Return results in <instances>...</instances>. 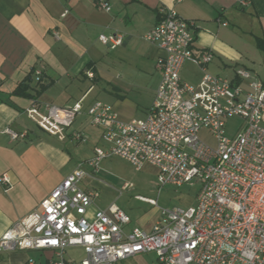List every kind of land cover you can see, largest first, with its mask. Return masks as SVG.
I'll list each match as a JSON object with an SVG mask.
<instances>
[{"label":"built area","instance_id":"built-area-1","mask_svg":"<svg viewBox=\"0 0 264 264\" xmlns=\"http://www.w3.org/2000/svg\"><path fill=\"white\" fill-rule=\"evenodd\" d=\"M98 6L111 10L104 2ZM67 14L65 10L61 17ZM159 16L142 37L160 52L156 61L160 80L145 117L125 122L113 107L93 103L86 116L90 126L102 130L106 148H94L92 157L40 203V211L0 236V255L50 250L55 254L52 264H119L150 253L157 264H264V86L244 69H237L235 77L245 87L208 74L213 55L193 53V23L173 10H161ZM54 37L58 38L56 33ZM123 39L121 34L98 37L111 50L121 46ZM185 63L200 70L198 84L182 81ZM34 75L41 80V71ZM86 77L93 80L94 75L87 72ZM81 113L80 103L67 108L34 104L26 111L41 130L61 142ZM230 118L242 122L233 138L226 136ZM202 131L215 140L214 149L200 139ZM3 133L12 141L26 137L9 129ZM72 139L86 142L79 133H73ZM113 157L135 171L151 165L160 186L180 187L198 180L194 205L162 212L149 232H125L130 219L115 205L97 210L88 220L86 213L98 194L79 188L88 175L84 166L97 172L103 160ZM0 185L5 191L11 188L6 175L0 177ZM137 199L156 205L154 200ZM69 248H80L83 259L66 261Z\"/></svg>","mask_w":264,"mask_h":264},{"label":"crops","instance_id":"crops-1","mask_svg":"<svg viewBox=\"0 0 264 264\" xmlns=\"http://www.w3.org/2000/svg\"><path fill=\"white\" fill-rule=\"evenodd\" d=\"M98 2L107 3L110 12L100 8ZM65 10L68 14L62 18ZM161 10H173L193 23V53L213 55L206 67L208 74L245 87L235 77L237 69H244L264 86V0H0V177L6 175L11 182L8 191L0 185V236L33 211H40V203L79 164L92 157L94 148H106L102 130L90 126L86 116L87 109L99 102L91 96L88 83L97 79L99 64L109 55V48L98 40L100 35L123 36L122 45L109 50L120 56L124 78L152 83L150 108L160 80L156 70L160 52L142 37L157 24ZM35 71H41L40 81H36ZM87 72L93 73V80L86 77ZM201 76L190 63H185L180 72L182 81L190 85L198 84ZM29 79V96L15 95L16 88ZM113 101L103 104L113 107L122 121L146 115L134 119L132 111L124 107V97L117 96ZM76 103L82 105V113L62 142L26 115L34 104L67 108ZM4 129L26 137L12 141ZM73 133L82 134L90 147L80 150L77 145L81 143L72 139ZM71 148L79 154L86 150L89 155L84 161H74ZM95 201L86 213L88 220L97 210L107 209ZM160 217L141 228L131 227L130 220L124 230L149 232ZM83 257L80 248H69L64 254L66 261L74 263ZM54 260L50 250L0 255V264H52ZM119 264L157 261L150 253Z\"/></svg>","mask_w":264,"mask_h":264},{"label":"rangeland","instance_id":"rangeland-1","mask_svg":"<svg viewBox=\"0 0 264 264\" xmlns=\"http://www.w3.org/2000/svg\"><path fill=\"white\" fill-rule=\"evenodd\" d=\"M107 52L108 57L99 64L97 79L88 83L93 91L91 96L94 101L110 105L114 104L115 97L122 96L126 101L124 107L132 111V118L139 119L149 107L152 83L148 80L128 81L124 78L120 56L109 49ZM241 124L240 119L230 118L227 122L226 136L233 138ZM200 139L211 148L216 147L215 140L205 131L200 133ZM86 143H81L77 147L79 146L80 150L87 149L90 146ZM69 153L74 157V161L78 159L84 161L89 155L86 150L79 154L72 148L69 149ZM84 170L89 173L79 184V188L98 194L95 203L101 208L115 205L130 217L131 227L141 228L164 211L174 208L186 210L192 207L199 190V182L196 179L180 187L160 186L157 170L151 165H145L140 171H135L130 164L115 157L103 160L95 174H92L87 165L84 166ZM137 197L154 200L156 205L139 201Z\"/></svg>","mask_w":264,"mask_h":264},{"label":"trees","instance_id":"trees-1","mask_svg":"<svg viewBox=\"0 0 264 264\" xmlns=\"http://www.w3.org/2000/svg\"><path fill=\"white\" fill-rule=\"evenodd\" d=\"M31 80H27L25 83L19 85L16 90L14 91L15 95H21V96H29V94H26V91L29 89V83ZM36 96H33L35 98Z\"/></svg>","mask_w":264,"mask_h":264}]
</instances>
